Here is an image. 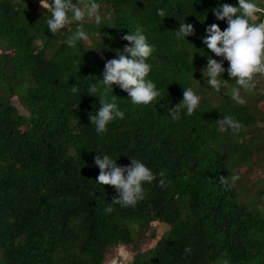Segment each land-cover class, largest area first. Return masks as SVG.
I'll return each instance as SVG.
<instances>
[{"label":"trees","instance_id":"trees-1","mask_svg":"<svg viewBox=\"0 0 264 264\" xmlns=\"http://www.w3.org/2000/svg\"><path fill=\"white\" fill-rule=\"evenodd\" d=\"M96 2L99 25L86 16L54 35L40 0H0V264H106L110 251L122 246L134 250L127 264H264V112L257 105L264 77H255L251 92L241 89L240 104L225 95L235 85L227 71L220 92L202 74L209 56L223 59L202 39L207 26H228L213 10L238 6V0ZM251 2L264 9V0ZM255 22H264V13ZM80 23L88 42L69 47L66 40ZM183 23L195 34L177 39ZM138 28L153 49L145 79L161 96L134 104L113 84L106 99L115 97L124 118L98 134L89 114L101 105L88 88L103 90L106 60L118 58L117 50L130 43L122 37ZM189 87L199 105L191 116L181 109L173 121L168 108ZM224 116L244 127L238 133L221 127L217 120ZM97 151L122 166L138 159L156 174L143 184L144 199L135 207L113 204L105 211L117 193L96 182ZM240 167L262 172L246 177L247 187L239 181ZM160 172L167 187L159 186ZM221 175L239 179L226 189ZM153 220L165 226L158 237L153 228L146 234ZM147 236L154 244L142 248Z\"/></svg>","mask_w":264,"mask_h":264},{"label":"clouds","instance_id":"clouds-1","mask_svg":"<svg viewBox=\"0 0 264 264\" xmlns=\"http://www.w3.org/2000/svg\"><path fill=\"white\" fill-rule=\"evenodd\" d=\"M43 9L49 12L50 18L47 20L48 29L54 35L68 25L71 21L82 22L87 16L94 18L95 23H101L100 4L96 0H40ZM218 20H227V28L221 30L218 24L213 23L206 27L207 35L202 37L203 43L207 49L217 57H222L220 61L208 57L206 66L202 69V74L206 78L207 85L217 92L225 87V79H221V74L227 71L235 85L225 93L234 101L244 104L245 100L241 96V89L251 92L256 87L255 77L264 75V22H255L257 13H264L257 4L251 0H238V6L222 4L213 10ZM71 13V16H69ZM160 17H165L163 8L157 10ZM195 34V29L191 23L180 24L176 30V37H188ZM122 39L130 42L126 44L123 51L117 50L118 58L106 60L103 79V90L95 85L88 88L90 95H97L100 101V107L95 114H89L91 124L95 125V131L103 134L107 131V125L114 119H123L124 112L121 111L115 97L111 102L106 99V93L112 89V85H118L126 91L134 104H149L161 93L151 80L145 78L151 70V66L146 63L153 49L146 42V37L138 28L136 32L125 34ZM88 35L80 23L72 35L66 40L69 47H75L78 41H87ZM203 55L204 52L201 51ZM194 57V54H193ZM227 61L229 67H223L224 61ZM183 99L175 107L168 108V113L173 121L181 118V109L186 108V114L191 116L198 107L200 97L196 95L192 88H183ZM73 92L76 88L73 87ZM159 102V101H158ZM163 106V105H162ZM79 105L76 106L78 108ZM221 127L227 126L235 132H239L244 125L233 119L231 116H224L217 120ZM129 165H118L116 159L108 155H101L97 151L94 157V163L100 169L96 178L98 185H110L116 190L117 195L111 200V204L105 208L107 213L113 211V204H119L122 207H135L136 204L144 199L143 184L151 183L157 179L144 163L135 158H130ZM159 186L167 187L166 176L164 172L159 173ZM239 179L238 175H232L231 179L227 176H219V182L227 189L234 186ZM191 246H186L185 254H191Z\"/></svg>","mask_w":264,"mask_h":264},{"label":"rangeland","instance_id":"rangeland-1","mask_svg":"<svg viewBox=\"0 0 264 264\" xmlns=\"http://www.w3.org/2000/svg\"><path fill=\"white\" fill-rule=\"evenodd\" d=\"M86 42H88V40ZM262 77H264V75ZM263 85H264V78H263ZM260 89H262V87ZM11 101L15 104L19 112L26 113V110L24 109L22 104L18 101V99L15 96L11 97ZM257 105L259 109L264 112V99L259 101ZM239 172L241 173L240 174L241 178L239 181L242 182L247 187H249L250 180L249 179L247 180L246 177L249 176V178H253L254 176L260 175L262 170L260 167H253L252 169H249L246 167H240ZM151 228H153L155 236L158 237L160 232L163 230V228H165V226L162 223L153 220L150 222V226H149V229H147L146 234L151 233ZM154 240L155 239H151V237H149L145 239L144 241H141L139 246H142V248H149L154 244ZM133 253H134V250L131 246L115 247L113 251H110L106 264H127V262L131 259V256Z\"/></svg>","mask_w":264,"mask_h":264}]
</instances>
